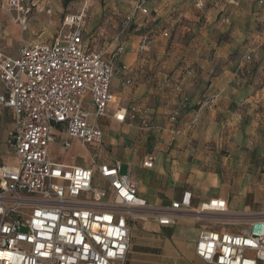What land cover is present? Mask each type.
<instances>
[{
	"label": "crops",
	"instance_id": "1",
	"mask_svg": "<svg viewBox=\"0 0 264 264\" xmlns=\"http://www.w3.org/2000/svg\"><path fill=\"white\" fill-rule=\"evenodd\" d=\"M193 1L196 11L208 10L203 16L205 23L192 30L198 35L188 46L194 52V58L183 60V65L175 69L177 62L173 60L137 57V53L149 51L148 46L144 51L139 48L146 36L131 43V52L127 54L128 43L118 44L117 49L122 47L124 51L116 55L115 64L126 69L111 81L113 103L108 115L91 118L103 131L102 144L85 147L78 140L71 139L62 127H55L57 142L50 147L49 158L56 164L85 167H94L93 162L111 164L119 161L122 168L123 164L128 166L126 174L130 168H136L145 173L141 179H132L129 175L137 184V195L154 208L167 209L180 199L184 191H189L193 209L210 199H221L226 202L229 217H239L253 207L263 212L264 183L260 179L264 172V5L260 6L257 0H225L219 9L218 0H210L199 9L195 6L199 0ZM30 2L25 31L30 18L41 20L44 10L48 9L51 15L53 9L56 12L60 9L56 0ZM136 2H133L131 11ZM89 3L87 15L93 25L101 10L99 0H90ZM175 3L177 0H158L149 4L150 15L136 14L130 27L139 30L144 24H154L158 18L175 10L171 8ZM0 4V25L5 23L4 39L7 43V49L0 47V51L16 57L22 46L18 47V28L24 31L15 21L16 14L9 10L8 0H1ZM78 5L74 12L80 9L81 3ZM109 7L108 12L115 10L112 3ZM223 7H226V14L222 15L225 16L222 17L223 25H214L213 21ZM218 29L226 33L225 39H218ZM66 31L62 23V30L56 37ZM182 31L189 32V29L182 28ZM93 36H98V32L84 29V41L97 50L91 41ZM161 36L167 38L168 29H162ZM247 56L249 61L245 59ZM124 80L131 83L122 86ZM4 93L0 84V95ZM215 95L218 98L213 108L202 107ZM85 100L89 101V98ZM131 109H134L133 113ZM119 111L126 114L124 122L114 119ZM13 124L12 110L0 108V169L16 166V158L8 153L7 145ZM116 133L120 134L117 138ZM64 143H69L70 147L65 148ZM75 148L83 149L89 160L65 161L56 156V150L65 156ZM148 158L153 160L151 169L142 167ZM213 190H219V193L210 194ZM222 216L208 213L197 221L190 214H176L173 225L161 226L169 231L168 235L161 236L164 239L162 254H159V245L155 246L154 249H158L155 252H149L142 245L139 251L130 249L126 264H205L195 255V244L202 230L233 233L227 228L233 222ZM157 256L164 262H156Z\"/></svg>",
	"mask_w": 264,
	"mask_h": 264
},
{
	"label": "built area",
	"instance_id": "2",
	"mask_svg": "<svg viewBox=\"0 0 264 264\" xmlns=\"http://www.w3.org/2000/svg\"><path fill=\"white\" fill-rule=\"evenodd\" d=\"M156 1L137 0L122 21L121 33L136 14L150 15L148 6ZM209 1L199 0L195 6L202 9ZM257 2L264 5V0ZM30 5L29 0H8L23 31ZM86 9L84 5L64 16L67 31L50 42L23 44L16 57L0 51L5 92L0 108L14 114L7 145L16 158L15 167L0 169V264H126L131 223L139 210L149 208L119 161L85 167L56 164L49 158L57 142L55 127L85 147L102 144L103 131L91 118L108 115L111 81L126 69L115 64L122 47L113 58H105L84 41ZM148 44L143 38L140 50ZM130 83L124 80L122 86ZM217 98L212 96L202 107L213 108ZM125 118L122 111L114 116L118 122ZM152 166L151 158L142 163L146 169ZM191 200V192L184 191L159 213L158 224L173 225L176 214H190L197 221L208 213L227 216L224 200L210 199L197 209ZM194 253L205 264H264V211L237 233L202 230Z\"/></svg>",
	"mask_w": 264,
	"mask_h": 264
},
{
	"label": "rangeland",
	"instance_id": "3",
	"mask_svg": "<svg viewBox=\"0 0 264 264\" xmlns=\"http://www.w3.org/2000/svg\"><path fill=\"white\" fill-rule=\"evenodd\" d=\"M55 1V0H53ZM90 0H71V2L65 4V0H56V3L59 6V11L56 12L54 9L52 11V14L50 15L48 13V9L44 10L43 18L40 19H34L30 18L29 20V26L28 30L22 32L19 28V46L27 43V42H34V41H49L57 36L58 33L62 30V23L63 18L65 14H72L75 13L74 9L79 8L78 3H81L80 9L85 5L87 7L86 13H85V29L91 33H94L95 31L98 32V36H93L91 41L93 40V44L95 45L96 49L103 54V56L107 57H114L117 54V45L122 43H128V46L125 49V54L131 52L130 51V44L134 41H138V38L140 36H146L149 40L148 50L145 53H137L138 58H145L146 60H173L177 62V66L175 69H178L181 65H183V60H189L191 58H194V52L189 50L188 46L191 43H194L195 39L198 37L196 36L192 30L196 29L200 25H203L205 23V19L203 18L204 13H207L208 10H204L203 12H198L194 9L193 6V0H182L181 3L172 4L171 8L175 10H170V12L165 15L164 17L158 18V20L149 26H146L145 24L143 27H141L139 30L135 29L134 26L129 27V31L127 34L121 35V24L124 20L123 17L127 13L131 11V6L133 5V2L135 0H112V2H109V0H99L98 7L101 10V14L99 15V19L93 22L89 17V14L87 15V11L90 9ZM158 1V0H157ZM156 1V2H157ZM180 1V0H179ZM1 3V0H0ZM113 5L112 12H108L110 10L109 5ZM187 3V4H186ZM219 3V9L225 4V0H218ZM183 4H186L185 7H183ZM78 5V6H77ZM177 5H180L181 10H178ZM1 6V4H0ZM177 8V9H176ZM179 8V9H180ZM203 14V15H202ZM226 14V7H223L222 11L217 15L216 19H214L213 24L214 25H223V18L225 16H222ZM115 15L112 19H109V17H112ZM9 21H12V18H9ZM18 24V23H17ZM42 24V27H41ZM39 28H45L40 30ZM182 28L189 29V32L182 31ZM96 29V30H95ZM162 29H168L169 36L167 38H163L161 36ZM4 30L5 23L1 22L0 25V47L2 49H7V43L6 39H4L6 36H4ZM93 30V31H92ZM125 31L124 33H126ZM151 31V32H150ZM220 32L218 35V39L224 38L223 36H226V33L221 31V29H218ZM89 35H91L89 33ZM97 35V33H96ZM11 39V36H9ZM125 38V39H124ZM6 43V44H5ZM17 47V48H18ZM150 47V48H149ZM152 47H155L154 50H151ZM10 48V47H9ZM8 48V49H9ZM139 52V51H138ZM141 55V56H140ZM119 56V55H118ZM117 57H114L115 60L118 59ZM120 134L116 133L115 137H119ZM114 150V149H113ZM112 150V151H113ZM8 153L11 154V152L8 150ZM56 156L59 159H63L65 161L70 160H89L88 154L83 149L75 148L72 153H69L65 156H62L58 153V150H56ZM78 163V162H77ZM94 163V162H93ZM128 172V166L126 164H123L122 173L126 174ZM129 175L132 179H141L145 176L144 172H139L136 168H130ZM261 181L264 180L261 176ZM219 193V190H213L210 194L216 195ZM165 210V208H154L149 206L148 209L142 210L139 212V215L141 216L140 219L135 220L131 223V244L134 251H139V246H145L149 252L151 250H154V252L158 249H154L155 246L159 245L160 250L159 254H162L161 248L164 243V239L161 236L168 235L165 231L167 227H161L158 224L157 217L159 213H162ZM262 212L261 210H258L257 208H254L242 215H239V217H229L230 215L225 216V219L230 220L233 222V225L227 226V228L233 232L237 233L243 230L248 223L255 215H258ZM235 218L236 220H234ZM159 227V228H158ZM156 230V232H155ZM160 236V238H158ZM143 259L144 257L141 256ZM156 262L161 263L164 259L159 258L158 256L155 258ZM164 262V261H163Z\"/></svg>",
	"mask_w": 264,
	"mask_h": 264
},
{
	"label": "bare ground",
	"instance_id": "4",
	"mask_svg": "<svg viewBox=\"0 0 264 264\" xmlns=\"http://www.w3.org/2000/svg\"><path fill=\"white\" fill-rule=\"evenodd\" d=\"M141 210H143V209H141ZM139 212H140V210H139ZM141 216H143V215H139V213H138V214H136V217H135V219H136V220H138V219H140V218H141Z\"/></svg>",
	"mask_w": 264,
	"mask_h": 264
},
{
	"label": "trees",
	"instance_id": "5",
	"mask_svg": "<svg viewBox=\"0 0 264 264\" xmlns=\"http://www.w3.org/2000/svg\"><path fill=\"white\" fill-rule=\"evenodd\" d=\"M70 0H65V3L69 2Z\"/></svg>",
	"mask_w": 264,
	"mask_h": 264
}]
</instances>
